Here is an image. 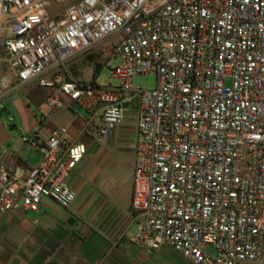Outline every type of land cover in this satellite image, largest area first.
<instances>
[{
    "label": "built area",
    "instance_id": "1",
    "mask_svg": "<svg viewBox=\"0 0 264 264\" xmlns=\"http://www.w3.org/2000/svg\"><path fill=\"white\" fill-rule=\"evenodd\" d=\"M89 53L109 84L73 78ZM150 74L154 89L134 86ZM29 83L51 91L41 121L87 114L79 137L22 138L42 158L0 165V218L43 199L70 208L81 137L99 119L101 142L135 111V242L192 264H264V0H0V99Z\"/></svg>",
    "mask_w": 264,
    "mask_h": 264
},
{
    "label": "crops",
    "instance_id": "2",
    "mask_svg": "<svg viewBox=\"0 0 264 264\" xmlns=\"http://www.w3.org/2000/svg\"><path fill=\"white\" fill-rule=\"evenodd\" d=\"M97 65L100 72L102 62L96 54L89 53L76 58L70 72L74 79L89 83L92 81L87 74L96 77ZM32 85L14 84L12 89H29ZM50 93L49 90L41 93L42 117L49 113L46 99ZM77 108L73 105L53 112L50 120L39 121L41 125L36 119V125L28 132H37L46 139L51 132L65 126L72 138L79 137L85 116ZM65 113L71 115L72 122H56ZM100 125L98 119L95 127L81 137L87 145V154L68 181L77 194L70 208L43 199L37 212L15 211L0 218V264H192L169 246L153 251L140 247L134 240L137 230L132 210L138 141L136 112L128 114L108 136L97 142ZM27 147L30 152L25 160ZM41 158L39 151L25 145L19 151L11 148L3 151L0 165L31 170ZM34 159L37 160L33 162ZM45 202L52 203L53 207Z\"/></svg>",
    "mask_w": 264,
    "mask_h": 264
},
{
    "label": "rangeland",
    "instance_id": "3",
    "mask_svg": "<svg viewBox=\"0 0 264 264\" xmlns=\"http://www.w3.org/2000/svg\"><path fill=\"white\" fill-rule=\"evenodd\" d=\"M118 59H114V64H119ZM92 75V76H91ZM87 76L91 77V81H95L99 85L109 84V78L111 76L108 67L103 66L99 72V67H96V77L92 73H88ZM95 77V78H94ZM94 79V80H93ZM157 78L153 74L139 75L135 78L134 86L141 89H154L156 87ZM113 85L118 84L117 80L112 81ZM48 91L37 85H32L31 88H15L10 89V93L4 95L0 99V154L3 151L11 148L12 150L19 151L25 146L22 143L23 137H31L35 132H28L36 125V119L38 125L42 117V92ZM72 117L68 113L58 117L56 122L63 124H70ZM70 122H69V121ZM28 147L25 150L23 157L28 160ZM37 159H34L35 162ZM47 206L53 207L52 203L45 202ZM208 252L214 253L212 246L207 248ZM252 264V263H249Z\"/></svg>",
    "mask_w": 264,
    "mask_h": 264
},
{
    "label": "water",
    "instance_id": "4",
    "mask_svg": "<svg viewBox=\"0 0 264 264\" xmlns=\"http://www.w3.org/2000/svg\"><path fill=\"white\" fill-rule=\"evenodd\" d=\"M76 111L79 112V113H81L83 116H86V114H87V112L82 107L77 108ZM73 222H74V219L71 218L69 220V223L72 224Z\"/></svg>",
    "mask_w": 264,
    "mask_h": 264
}]
</instances>
